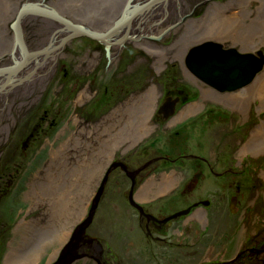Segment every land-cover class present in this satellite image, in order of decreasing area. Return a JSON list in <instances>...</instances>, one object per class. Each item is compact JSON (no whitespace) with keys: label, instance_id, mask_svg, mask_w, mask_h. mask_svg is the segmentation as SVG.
<instances>
[{"label":"rangeland","instance_id":"obj_1","mask_svg":"<svg viewBox=\"0 0 264 264\" xmlns=\"http://www.w3.org/2000/svg\"><path fill=\"white\" fill-rule=\"evenodd\" d=\"M69 1L75 3L72 5L70 3L66 7L67 4L62 5L61 0H0V19L5 20V22L0 23V67L11 64L10 57L14 43L12 24L16 19L17 10L19 7L21 9L25 6L26 3L39 4L48 10L53 9L50 6V4H53L54 8H64L62 13L73 19L79 18V15H83L89 10L97 14L102 13L106 24L100 25L99 23L98 25L107 30L111 26L110 18L115 12V14L122 12V8L127 2V0ZM149 1L151 0H148L146 4ZM237 1L180 0L179 4L177 3L178 10L175 8L173 12L166 16L165 20L167 19V22L156 23V27L165 24L164 31L160 29L159 33L157 32L156 35L152 33L148 37L131 38L127 35L126 38L119 40V43H116L113 49L109 42H96L86 37L67 39L64 43L62 39L63 47L58 50L50 70L51 73L46 75L39 86L30 87V92L27 95L13 103L14 107L11 108V111H8L9 121L6 126L5 123L0 126V264L5 263L10 249L9 244L17 243L20 240L17 239L15 234V225L22 219H31L38 214V209L31 207L30 200L26 196L29 188L28 182L36 172L45 167L50 147H53V144L58 147L59 142L64 138L60 136L59 139L55 140L57 133L61 129H65L67 135H69L72 131L78 132L80 129L85 134V138L79 146V148H82V145H85L87 141L97 139L96 135L98 133L94 130V126L99 122L101 123V120L105 124L104 127L110 130L109 134L104 132L103 141V145L109 153L101 161L103 167L96 170L98 175L94 177L95 179L92 178V189L89 197L85 199L87 202L86 208L83 213L80 212L76 219L75 217L72 218L71 226L85 221L88 214L85 215V213L88 208L91 209L95 191L100 183H103L100 180L105 179L106 169L108 170L112 164H116L104 180L103 194L97 202L92 219L98 221L106 216V205L108 200L113 197V199L111 198L113 201L110 207L112 219L104 218L103 220L108 221V231H112L113 237L120 241L122 232L120 226H127L128 218L133 215L129 214L132 210L127 201L122 209L119 202H117L118 199L114 201V196L116 198L118 190L123 192V188L127 190L130 185L120 169L122 161H119V159L123 158L126 161L134 162L130 166L134 167L137 166L136 163L140 156L142 159L140 163L144 160H149V163H144L139 167L147 168L156 163L155 161L164 159V156H170L167 157L168 161L175 158L180 163L178 162L176 167L171 166L168 168V164L162 167L159 163H156L152 170V172L156 170L155 174L144 181V186L148 183L151 192L156 193L162 177L174 173L177 180L172 187H176V195L173 194L171 199L175 198L178 191L184 188L186 184L189 185V183L193 184V189L188 188L189 190L183 196L184 201L189 203V201L195 200L199 196L200 200H214V194H212L214 188H218L216 196L220 199L216 203L218 211L210 213L207 226L200 230V235H202V238H200V252L190 253L188 255L189 263L186 264H196L197 258H200V264L206 263L209 253L213 252L210 249L211 247L208 246L214 245L216 251L220 249L224 252L226 237L233 235L235 231L234 241L239 240L238 244H241L249 236H252L251 239L253 238L251 243L257 242V246L251 244L254 249L255 260L253 263H251L252 261L249 263L264 264V153L240 154L241 147L248 141L251 131L258 126H262L264 122V106L263 109L261 106L264 100V78L253 92L247 93L251 84L249 83L245 87L229 93L233 96V101L217 100L212 97L216 95V92L212 91L213 89L210 86L192 79V74L186 68L184 61L189 55V53L186 54L189 49L191 50L197 46L200 41L204 42L206 40L216 41L224 46H233L240 51L242 49L254 54L257 58L260 57L256 55L258 54L256 52L263 51L260 55L264 56V31L259 29L262 26L261 19L258 17L257 22L260 21L258 24L249 22V19L253 17V11L255 12L257 7L264 9V0H262V5L259 4V0H244L248 3V11L244 12L247 19L240 13ZM4 2H11L9 9ZM76 4L81 10H78L79 14L74 15L73 5ZM103 4L112 8L107 10ZM175 10L180 12V15L178 14L179 19L175 18L177 12ZM216 12L221 17H218ZM233 12L241 15L246 25L256 23L257 28L254 29L257 30L255 32H249L248 30L245 33L246 40L242 37L223 41L217 40L215 37L201 39V33L206 31L205 25L213 24L212 21H209L211 17L216 18V20L218 18L225 19L224 15ZM39 19L40 17H31L23 24L25 42L32 50H40L46 47L52 36V31L55 30V26H43L39 27L37 31H33V25L40 22ZM226 20H229V18H226ZM262 20H264V15ZM59 24L62 27L60 22ZM246 25H242L245 31L248 28ZM113 26L114 24L111 28ZM170 26L173 27L166 30ZM34 34L39 36L35 38ZM255 45H259V48L254 49ZM149 47L153 51L152 53H148L147 48ZM14 51L13 55L20 58L18 50ZM157 54L162 56L160 62H158ZM13 63H15L14 60ZM168 71L173 72L176 79L169 76V81H164ZM261 72H264V64ZM163 82H165L164 85ZM150 85L158 91L156 105L161 103L163 98L173 97L177 104V114H173L174 117L172 118L163 120L161 116H157L155 111L150 118L153 132H150L130 148H114L112 146L107 148V144H111L112 141L118 139L120 129L127 125L126 121L129 116L127 114L122 115L123 109L134 102L132 100L134 94H144ZM180 86L184 88H180ZM202 88L203 92L201 91ZM204 88L212 90H205ZM164 89L173 91V94L167 93L166 95L164 93L163 95ZM175 91L180 92L183 96L174 95ZM79 95L82 97L77 100ZM184 99L187 100L183 101ZM190 106H195L194 111L180 117V114L188 110ZM1 110L0 119H3L8 114H4L6 110L1 113ZM217 114L218 117H216ZM75 115L86 121L84 126L81 125V121L78 119V123L74 128ZM118 117L119 121L117 120ZM224 117L229 119L231 126L225 125ZM174 118L177 119L174 120ZM225 128L230 129L227 134H225ZM115 133L118 135L114 138ZM100 134L102 135L101 132ZM261 141H264V139ZM24 142L26 144L22 147ZM96 146L99 148L98 145ZM200 147H203V152L197 153ZM92 156L94 157L93 152L91 154V165H94ZM154 156L156 158L153 160ZM160 170L162 172L157 173ZM215 172H219L222 176H217ZM220 183L226 184L224 187L214 185ZM227 184H231V186H227ZM234 197L238 201L235 206L238 211L231 213L229 209H232L233 201L231 200ZM122 198L120 196L119 199L122 201ZM127 205H129L128 208H126ZM107 212L109 213V209ZM178 213L180 211L173 215L176 216ZM211 214H214V216H211ZM234 223L236 229L230 230L229 225ZM211 225L212 230L210 232L209 226ZM125 230L128 231L129 227ZM205 230L206 233L203 234ZM223 230L227 231L228 234L223 233ZM128 232L130 234V230ZM209 233L212 235H209ZM209 236H213L210 241L208 240ZM108 240L110 241L111 237ZM148 241L145 237H140V246L138 245V248L135 249L140 252L142 264H167L166 256H162L164 251L161 249V243L153 241L149 244ZM249 245L250 243L247 244L248 248ZM56 246L52 247L56 248ZM116 246H118L117 243ZM207 247L208 250H206ZM255 247L257 248L255 249ZM53 248H46L43 254H40V259L47 258L48 253L55 249ZM249 250L251 249L249 248ZM189 251H193V249L190 248ZM231 253L232 250L226 248L225 257L229 258ZM221 254L213 253L211 258L221 256ZM61 255L62 253L57 261H53L51 264H57L62 258ZM228 258L224 263L232 264L236 259V255ZM38 263L39 260L36 264Z\"/></svg>","mask_w":264,"mask_h":264},{"label":"bare ground","instance_id":"obj_2","mask_svg":"<svg viewBox=\"0 0 264 264\" xmlns=\"http://www.w3.org/2000/svg\"><path fill=\"white\" fill-rule=\"evenodd\" d=\"M147 1L148 0H127L123 8L121 7L122 12L120 11L117 14H115V12V15L113 14V16L110 18L109 22L111 26L119 18L123 16L124 18H126L124 19L125 25L119 27L118 30L106 37V39L108 40L107 42L111 43L110 46L112 49L114 45H116V43H119V40H121L122 38H126L127 35L131 38H138L140 36L148 37L152 33L156 35L157 32H160V29H162L161 31H164L165 24L156 27V23L163 21L167 22V19L165 20L166 16L173 12L175 8L178 10L179 7H177V3L179 4L180 2V0H155L149 6H144ZM259 1V4L262 5V0ZM61 2L62 5L67 4L66 7L70 3L71 5L75 3L69 0H61ZM4 3L8 5L7 8L9 9L11 6V2ZM26 5H30L36 8H43L42 5L39 4H36L38 7L35 6V4L30 3H26ZM247 5L248 3L244 0L237 1V7H240L239 11L246 19L247 17H245L244 12L248 11ZM50 6L54 9L51 10H53V12H55L57 15L62 18H67L68 20H70V22H72L78 27H83L92 35L104 34L106 33L105 31L111 29V26H109L107 30H105L106 28H104L103 26H100L106 24L102 13L97 14L96 12H92L91 10H89L87 11V13L79 15V18L73 19L71 17H67L65 14L62 13L64 8H54L53 4H50ZM73 7V14H79L78 10L81 9L77 6V4L73 5ZM105 7L107 8V10H110L112 8H109L108 6ZM140 7L142 8L137 11ZM258 8L259 7H257V10L255 12L253 11V17L249 19V22H256L258 24L261 21L262 26L259 29L264 31V20H262V16L264 15V9ZM19 9L16 12L15 18L17 17ZM177 10H175V12ZM250 13L252 14V12ZM178 14L180 15V12L177 11L175 15L176 19H179ZM216 15L218 17H221L218 12H216ZM31 17H40V22H36L33 25V31H37L39 27L43 26H55V30L51 33L52 36L48 45L40 50L29 49V45L25 42L23 24L28 18ZM258 17H260L261 20L257 22ZM224 18L225 19L218 18L216 20V18L214 19V17H211L209 21H212L213 24H208L207 26L205 25L206 31L205 33H201V39L204 40L215 37L217 38V40L223 41L229 39L234 40L242 37L244 40H246L245 33L248 30L249 32H255L257 30L254 29L257 28V25H255L256 23H254L253 25L250 23L246 25V22L244 21L243 17L241 15H238V13H229L227 15H224ZM226 18H229V20H226ZM3 22H5V20L0 19V23ZM99 23L100 25H98ZM58 24L59 22L55 20H52L46 16H38L37 14H26L20 18V33L29 55L23 62L22 60L24 58V52L14 40L13 50L11 51L12 55L10 57L11 64H6L0 67V110L2 109L1 113L6 110L4 114L7 115L9 113L8 111H11V108L14 107L13 103H15L18 99L22 98L23 96L27 95V93L30 92V87L33 88L39 86L42 83L43 79L46 78V75L48 73H51L50 70L52 69L58 50L63 47L65 38L75 34V32L69 27L66 28L63 24L62 27H60L61 25ZM242 25H246V27H248L246 31L243 29ZM171 27L173 26L168 27V29L166 30H169ZM34 35L35 38L39 36L36 34ZM84 37L93 40L92 38H89L87 36ZM94 41L99 42L98 40ZM11 46L12 44L10 45V48ZM197 47H199L197 49V58L192 62L191 69H188L192 74V79L199 83L201 82V80L194 75V70L200 69V65L203 66L209 63H213L215 59L222 53V50L235 48L229 45L224 46L216 41L211 40H206L204 42L200 41L197 44ZM256 48H259V45H255L254 49ZM14 50H18L20 58H17L13 55L15 53ZM147 50L148 53L153 52L150 50V47L147 48ZM236 50L241 54L247 52L242 49L241 51L239 49ZM189 52L190 49L186 52V54ZM256 53H259V51H257ZM256 55L259 57L262 56L258 54ZM157 57L158 62H160L162 56L160 54H157ZM253 57L259 60V58H257L255 55ZM13 60L15 63H13ZM20 61L23 64H19L17 69L13 70L12 68L16 66H14V64H18V62ZM184 61H186V59H184ZM212 68L215 69L216 66L212 65ZM261 73L262 72L260 71V75L257 74L256 77L253 78L254 80L251 82L247 93L255 91V87L261 84L264 78V72L262 74ZM164 84L165 82H163V85ZM204 89L206 90L210 88ZM201 91H204L203 88L201 89ZM212 91L216 92V95H213L212 97L217 100L224 99L229 102L233 101V96L229 95V93H231L230 91L218 92L214 89ZM164 93L166 95L167 93H171L172 95L171 91H166L165 89L163 90V95ZM157 95L158 91L155 89L154 86L151 85L145 90L144 94H134V97L132 98L134 102L130 105H127L126 108L123 109L122 113V115L127 114L129 116L126 121L127 125L120 129L118 139L112 141L111 144H107V148L109 146H112L114 148H130L137 144L150 132H153V126L150 122V118L153 115V112L155 111L157 112V116H161L163 120L174 117L173 109L175 107L176 102L174 101L173 97L168 96L167 98H163V101L156 105ZM80 97L82 96L79 95V97H77V100H79ZM261 106L263 109L264 100L262 101ZM194 107L195 106H190L188 110L180 114V117L185 115L186 113L194 111ZM7 116L3 117V119H0V126H2L3 123H5L6 126L10 117L9 114ZM216 117H218V114L216 115ZM74 119V128L78 123V119L81 121L80 123L82 126L85 125L86 121L82 117L80 119L79 116L75 115ZM176 119L177 118H174V120ZM117 120L119 121V117L117 118ZM223 120L225 122V125L231 126V122L228 118L224 117ZM102 121L103 120H101V123L99 122L97 123V125L94 126V130L98 133L96 135L97 139H95V141H87L85 145H82V148H79V146L82 140L85 138V134L80 129L78 130V132L72 131V133L67 135L65 129L62 130L59 126L61 130L57 133V137L55 140L59 139L60 136H62L61 138H64L61 139V141L59 142L60 144L57 143L59 144L58 147H56V145L54 144L53 147H50L49 157L47 162L45 163V167L36 172L32 176V178L29 179L28 182L29 188L26 193V196L30 200L31 207H35L38 209V214L32 217L31 219H22L15 225V234L17 235V239L19 238L20 240L17 243L13 242L9 244L10 249L7 253L4 264H36L41 257L40 254L43 253L46 248H53L52 246L55 245L58 246L59 244H61L60 242H63L68 237L71 231L70 228L72 227V218L75 217L76 219L80 212L83 213L84 209L86 208L87 202L85 201V199H87L90 195L92 189V178L98 175L96 170H98L100 167H103V165H101V161L103 157L107 153H109L108 150L104 147L103 141L104 132L109 134L110 130L104 127L105 124ZM229 130L230 129L225 128V134H227ZM100 132L102 133V135L100 134ZM117 135L118 134L115 133L113 137L115 138V136ZM224 136L226 137V135ZM262 139H264V122L262 126H258L251 131L248 141L241 147L240 154L244 155L245 153H264V147H261L264 146V141H261ZM96 145H98L99 148H97ZM92 152L95 157L94 158L92 156V162L94 165H91ZM199 152H203V147H200V149H198L197 153ZM175 161L176 162L170 163V165L176 167V164L180 161ZM131 165V163H129V165L120 163V169L122 173L126 177H128L132 183H134L138 172L137 170L129 169L128 167ZM107 172L108 170L106 169V173ZM176 180L177 177L174 173H171L166 177H162L156 193L168 191L176 182ZM147 184L143 188L139 189L138 192L130 190L129 193H123V196H126L125 198L129 200L131 208L135 209V212L133 213V216L135 217H139L140 215H142V217H144L145 219H149V216L144 214L142 207L139 205L140 202L142 203L144 201L142 198H146L145 191H147V189L150 187V185L148 186ZM229 185L231 186V184ZM229 185L227 184V186ZM234 185H236V183H234ZM102 194L103 190L99 195V200ZM119 198L120 194L117 193L116 198H114V201L118 199L117 202H119L120 208L122 209L124 203L127 200L122 199L121 201ZM94 199H96V197ZM231 201H233V204L231 205L232 209H229V211L231 213H235L238 211V209H236L235 207L238 203L237 198L234 197V199H232ZM109 205L112 206V204ZM128 207L129 205L126 206V208ZM191 207L181 210L179 216L189 215ZM88 211L89 209L86 211L85 215L88 213ZM193 214L194 212H192V214L187 217V220L197 217H205V215L198 214L197 211L196 214ZM166 220L167 219H165L164 221ZM166 222H169V220ZM136 224H138V222ZM83 225L84 223H78L76 229L74 230L71 236V240L63 245V254L61 256L64 258V255H66L68 258L67 262L61 261L57 264H75L80 259L86 257L83 255V252L78 250L79 244L77 243V246L73 244L74 241L79 243L80 241H82V243L88 242L83 236L86 228L84 232H82L81 230V227ZM169 225L172 224L170 223ZM229 228L234 230L235 224H230ZM108 230L109 228L106 225H101L99 232L104 233ZM223 233L227 234V231L223 230ZM212 239V237H209V240ZM115 241L116 243L120 242L117 240ZM237 241L239 243V240Z\"/></svg>","mask_w":264,"mask_h":264},{"label":"flooded vegetation","instance_id":"obj_3","mask_svg":"<svg viewBox=\"0 0 264 264\" xmlns=\"http://www.w3.org/2000/svg\"><path fill=\"white\" fill-rule=\"evenodd\" d=\"M79 37H84V36H78L76 38H79ZM244 53H248V52H244ZM181 88H184V87L181 86ZM176 105L177 104H175V107L173 109V114H177ZM200 120L202 119L200 118ZM167 157H170V156H164L163 158L164 159L166 158V160L159 159L155 162L159 163L162 167L165 166V164H168L167 168L171 167L170 163L176 162L175 158H171L170 161H168ZM154 158H156V156H154L152 159L154 160ZM119 161H122V164H125V165H129V163L134 164V162H129L130 160L126 161L123 158H121V160L119 159ZM141 161L142 159L139 156V159L137 160V163H136L137 166L133 165L134 167H130V166L128 167L129 169L137 170L138 174L136 176V179L133 185H131L132 183L130 179L124 176V178L126 177L125 179L130 183V185L127 190L123 188V192L118 190V193L120 194V196L123 197L122 199H125L126 197V196H123V193L125 192L129 193L130 190L138 192L139 189H141L142 184H143L142 188L144 187V181L148 177H151L152 175L155 174L156 170L154 172H152V170H153V166H156V163H153L151 167L150 166L147 168L142 167L143 168L142 169L141 167H139V165H143L144 163L148 164L149 160H144L142 163H140ZM139 170L141 171L139 172ZM161 172L162 171L160 170L157 173H161ZM215 174H217V176H222L220 175L219 172H215ZM225 184L226 183H223V184L220 183V184H214V185L216 187L217 186L224 187ZM188 188L193 189V184L191 183H189V185L186 184L184 188L178 191L177 196L172 199H171L172 195L173 194L176 195V187H171L168 191L160 192V193L151 192V189L148 188L147 191H145L146 198H142L144 201L142 203L140 202L139 205L142 207L144 214L149 216V219H145L144 217H142V215H140L139 217H135V216H131V218L129 217L127 226L125 227L124 225L120 226V229L122 230V232L120 234V242L117 243L118 246H116V241H115L116 238L113 237L112 231H108V233L99 232L101 225H106L108 227L107 225L108 221H104L103 219L104 218L112 219L110 215L111 206L109 205V204H112V201H113L112 200L113 197H111L112 199L110 198L108 200V204L106 205V209H105V212L107 213L106 216L103 217L102 220H98V221H93L92 219L90 223L91 225H89L86 228V231L83 236L88 242L87 243H82V241H80V243L76 241L73 242L75 246H77V243L79 244L78 250L83 252L84 253L83 255L86 256L85 258L80 259L75 264H142V261L140 260V255H139L140 252L135 250L138 248V245L140 246L139 240H140V237L142 236L143 238L145 237L146 239L149 240L148 241L149 244L150 242H153V241L161 243V246H162L161 249L164 251L163 252L164 254L162 256L163 257L166 256L167 264L189 263L188 255L195 251H197L198 253L200 252V238H202V235H200V230L204 229V227L207 226L208 216H210V213L212 212L216 213L218 211L217 210L218 206H216V203L220 199H218L216 196L218 188H214L212 190L214 191L212 193L214 194L213 196L214 200H211V201L205 200V199L200 200V196H199V197H196L195 200L189 201L188 203L184 201V197H183L185 195V192L189 190ZM127 203H129V200H127ZM202 203H205V204H202ZM188 207H191L189 215L179 216V217L177 216L173 218V216H175L173 215L174 213L184 210L185 208H188ZM108 209H109V213L107 212ZM130 209L129 210L131 211V213L129 214L133 215V213L135 212V209L134 208H130ZM196 211L198 214L205 215V217H197V218H192V219L187 220V217L190 216L192 212L196 214ZM211 216H214V214H211ZM165 219H167L166 221L169 220V222L164 221ZM135 222L136 223L138 222V224H136ZM170 223L172 225H169ZM76 226L77 225L73 224L72 227L70 228L71 231L68 237L63 242H60L61 244L56 246V248L53 251L48 253L47 258L45 257L43 260L39 259L38 264H51V262L57 261L60 254L63 253V249H62L63 245L71 240V236ZM127 227H129L130 234L128 232L129 230L128 231L125 230V228ZM209 229L211 232L212 225L209 226ZM230 230H233V229H230ZM205 233H206V230L204 231L203 234ZM235 234H236V231L233 233V235L226 237L227 241L224 244L225 245L224 252H222L220 249H218L217 250L218 252H217L214 245L208 246L209 248L211 247L210 249L213 252L209 253V256L207 257L208 261L203 264H225L224 261L228 258V257H225L226 248H230V250H232V253L229 255V258L236 255V259L235 261H233L232 264H251L253 263V261L255 260L254 258L255 254H253V250H254L253 246H257V242L251 243L253 241V238L251 239L252 236L251 237L249 236L241 244H238V241H234ZM209 235H212V234L209 233ZM109 237H111L110 241L108 240ZM209 237H208V240H209ZM249 240L250 242H248ZM249 243H250L249 248L251 250H249V248L247 247V244ZM251 244L253 246H251ZM208 247L206 250H208ZM190 248L193 249V251H189ZM256 248L257 247H255V249ZM150 250H151V246H150ZM215 252L222 253V254L221 256L211 258L212 254ZM49 254L52 256H50ZM196 261H197L196 264H200V258H197Z\"/></svg>","mask_w":264,"mask_h":264},{"label":"water","instance_id":"obj_4","mask_svg":"<svg viewBox=\"0 0 264 264\" xmlns=\"http://www.w3.org/2000/svg\"><path fill=\"white\" fill-rule=\"evenodd\" d=\"M155 0L149 1L147 4L144 6H149L152 4ZM37 6V5H35ZM38 7V6H37ZM142 7L138 8L137 11H139ZM26 14H37L38 16H46L52 20L58 21L61 24H63L66 28L69 27L71 30L75 32L74 35H71L69 37H66L64 41L67 39H73L78 36H87L89 38H92L93 40H98L99 42H104L107 43L106 37L111 35V33H114L116 30H118L119 27L125 25V20L126 18L121 17L118 19L115 23L114 26L106 31L104 34L100 35H92L90 34L87 30H85L83 27H78L74 25L70 20H67L65 18L60 17L57 15L53 10H48L46 8H41V7H32L30 5H25L23 6L18 14L17 17L12 24V30L14 33V37L16 40V43L19 44L23 50H24V60L28 57L29 53L26 50V47L24 46L22 36L20 33V28H19V22L20 18L23 17ZM108 46V44H107ZM199 47L195 46L193 47L189 55L186 58L185 64L187 69H191L192 62L197 58V49ZM262 53H258L260 55ZM254 55L252 54H241L239 53L236 49H228V50H222V53L215 59L213 63H209L207 65H200V69L194 70L195 76L201 80L204 84L210 86L212 89L222 92V91H230L234 92L242 87H245L249 83H251L256 77V75L261 71L262 66L264 64V56L260 55L261 57L259 60L255 59L253 57ZM22 65L23 63H18V65ZM18 65H16L13 70L17 69ZM213 66H216V68H212ZM188 69V71H189ZM190 72V71H189ZM176 102V101H175ZM26 143H23V146ZM116 164H112L110 168L108 169V172L105 175V179L102 180L103 183H100V186H98V189L95 193L94 198L92 202L91 209L89 208L87 218L83 222L84 225L81 227L82 232H84L85 228L91 223L92 218L94 216V211L97 207V202L99 200V195L102 192L104 188V180H106L107 174L110 172L112 168L115 167ZM179 216V213L176 214L175 217ZM174 217V216H173ZM81 232V234H82ZM63 254V253H62ZM68 258L66 255H64V258L62 257L61 260L58 262L60 263L61 261H66L67 262Z\"/></svg>","mask_w":264,"mask_h":264},{"label":"trees","instance_id":"obj_5","mask_svg":"<svg viewBox=\"0 0 264 264\" xmlns=\"http://www.w3.org/2000/svg\"><path fill=\"white\" fill-rule=\"evenodd\" d=\"M169 76L172 78V79H176V75L173 73V72H166V75H165V77H164V81H169L168 80V78H169ZM180 88H181V86H180ZM172 94H173V91H172ZM174 95H176V96H183V94H180V92H178V91H175L174 92ZM183 98H185V97H183ZM187 99H184L183 101H186Z\"/></svg>","mask_w":264,"mask_h":264}]
</instances>
